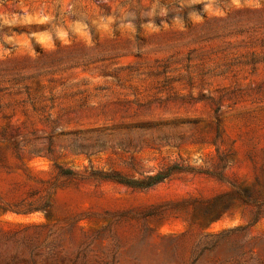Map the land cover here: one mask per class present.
I'll use <instances>...</instances> for the list:
<instances>
[{
    "label": "rangeland",
    "instance_id": "374dc122",
    "mask_svg": "<svg viewBox=\"0 0 264 264\" xmlns=\"http://www.w3.org/2000/svg\"><path fill=\"white\" fill-rule=\"evenodd\" d=\"M96 131L118 149L90 160ZM219 155L264 200V0H0V264H264L255 207L205 217L229 183L139 191L56 167L213 171Z\"/></svg>",
    "mask_w": 264,
    "mask_h": 264
},
{
    "label": "trees",
    "instance_id": "16d2710c",
    "mask_svg": "<svg viewBox=\"0 0 264 264\" xmlns=\"http://www.w3.org/2000/svg\"><path fill=\"white\" fill-rule=\"evenodd\" d=\"M154 128L152 125H141L135 126L130 129V134H141L151 131ZM219 128L217 129L219 135ZM96 136L88 139L87 145L82 149V154L86 155L90 160L94 156L106 152L109 148H112L114 151H117L118 147L116 145H110L112 142V134L107 133L106 131H96ZM153 144L159 146L163 144L160 139L159 143ZM168 142V141H167ZM170 144V143H166ZM176 146V145H174ZM134 150H137V146L133 147ZM57 170L60 176L66 177L68 179L76 181H94V182H112L119 185H123L133 190L146 191L157 187L160 184L165 183L166 181L183 174H202L217 181L229 183L225 178L223 172L228 167V162L226 161L225 155H219V162L215 167V170L211 171L209 169H199L194 166H190L184 163L174 162L161 167L157 171L140 172L135 171L131 176H126L120 173L119 171L113 169H100L94 167L93 164H90L83 171H74L71 169L64 168L60 165H57ZM233 188L232 192L220 195L214 198L211 202V207L206 209L205 217H212V221H217L222 219L227 213H229L235 204V201H240L243 205L252 206L256 208L255 212V222L259 221L264 217V200L254 199L252 193L248 190L240 189L239 187L229 183ZM157 214L156 212L150 213L149 215Z\"/></svg>",
    "mask_w": 264,
    "mask_h": 264
}]
</instances>
